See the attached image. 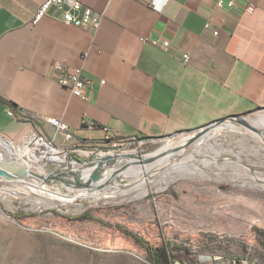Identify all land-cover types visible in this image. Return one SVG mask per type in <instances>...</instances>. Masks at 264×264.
<instances>
[{"label": "crops", "instance_id": "1", "mask_svg": "<svg viewBox=\"0 0 264 264\" xmlns=\"http://www.w3.org/2000/svg\"><path fill=\"white\" fill-rule=\"evenodd\" d=\"M45 1L0 0L7 138H55L46 120L59 119L75 143H98L107 131L158 140L264 109V0L223 8L220 0H80L99 17L96 29L64 23L55 8L34 24ZM65 71L91 82L86 98L59 83Z\"/></svg>", "mask_w": 264, "mask_h": 264}, {"label": "rangeland", "instance_id": "2", "mask_svg": "<svg viewBox=\"0 0 264 264\" xmlns=\"http://www.w3.org/2000/svg\"><path fill=\"white\" fill-rule=\"evenodd\" d=\"M259 115L264 109L245 117L255 120ZM193 135L178 134L169 142L146 140L138 152L152 156ZM0 136L18 150L30 140ZM257 136L236 124L211 131L183 152L168 153L169 160L163 156L142 165L147 176L122 173L124 185L113 180L106 197L97 201L76 197L77 190L51 189L65 202L25 189L0 190V264H151L145 246L120 227L155 247H166L174 264H264V139ZM71 155L78 156L79 171L87 168L84 156ZM172 163L186 167L175 169ZM57 166L49 162L42 167L46 173ZM31 168L40 169L35 163ZM145 178L148 182L142 184ZM87 212L101 222L80 219Z\"/></svg>", "mask_w": 264, "mask_h": 264}, {"label": "built area", "instance_id": "3", "mask_svg": "<svg viewBox=\"0 0 264 264\" xmlns=\"http://www.w3.org/2000/svg\"><path fill=\"white\" fill-rule=\"evenodd\" d=\"M225 6L233 7L234 2H225L224 0H220L218 2L219 8H223ZM51 8H55L57 10L62 17L63 22L66 24L77 27H92L95 29L99 27V17L92 9L84 6L80 0H46L36 14L34 24L40 21ZM253 10V6L247 8L248 12H253ZM142 41H152L154 44L158 43L150 38L142 39ZM166 45L167 44H165L164 47H166ZM184 59L187 61L188 55H185ZM59 83L70 89L72 94L78 98H86V91L92 86L91 82L84 78L79 71H65L59 78ZM9 115L15 119L28 120V115L23 111H10ZM46 122L55 130V136L63 137L66 144L59 146L57 144L58 141L56 137L49 138L42 133L32 134L29 137L30 140L28 142H30V145L35 143L46 144L53 151H56L58 155L66 158L67 161L65 165L68 170L73 169L77 172H84V170L79 171L78 169H75L77 168L76 165H78L79 158L78 156L76 157L71 155L72 153H79V156H84L86 160L83 164L87 166L85 169H91L92 171L98 161L131 155L135 152L139 153L138 151H141V148L146 141V139L140 138H119L106 130L107 133L104 139L98 143L92 144L83 141L75 143L72 130L67 123L59 119H49L46 120ZM134 144L138 145L137 150H130L131 146ZM106 145L108 147H104ZM67 165H70L71 169Z\"/></svg>", "mask_w": 264, "mask_h": 264}, {"label": "water", "instance_id": "4", "mask_svg": "<svg viewBox=\"0 0 264 264\" xmlns=\"http://www.w3.org/2000/svg\"><path fill=\"white\" fill-rule=\"evenodd\" d=\"M246 115H232L228 116L205 126H202L196 130H191L194 135L184 142V147H187L194 142L204 138L211 131H216L220 133L224 128L229 125H239L244 129L254 132L256 135L264 138V130L258 129L256 126H253L245 117ZM173 135L166 136L160 139L170 141ZM179 148H174L173 150H168V153L177 152ZM165 154H162L157 157H152L148 159H141V164L146 165L155 162L156 160L162 158ZM133 155H126L122 157L105 159L103 161H98L96 166L92 169L89 176L84 178V172H77L76 170H68L66 165H58L57 168L48 170L44 175L38 174L37 172H32L30 178L18 179L14 172L10 169L12 167H3L0 165L1 173L4 175V180L0 179V190H23L28 189L35 194L40 196H45L46 191H51L55 189L58 191L61 190H77L79 191L78 196H84V193L92 192H101L105 191L108 188L112 187L113 180L116 181V186L124 185L125 181L120 178L121 174L128 170L130 166L133 165L131 159ZM124 162H127L125 165H122ZM17 169H15V172ZM19 171V169H18ZM20 172V171H19ZM12 173V174H10ZM14 181H11L13 180ZM24 190V191H25ZM54 192V191H53ZM61 195V194H60ZM75 197V198H76ZM65 202V201H62Z\"/></svg>", "mask_w": 264, "mask_h": 264}, {"label": "bare ground", "instance_id": "5", "mask_svg": "<svg viewBox=\"0 0 264 264\" xmlns=\"http://www.w3.org/2000/svg\"><path fill=\"white\" fill-rule=\"evenodd\" d=\"M249 122H251L252 125L258 127V128H264V115H259L255 120H251V119H247ZM236 128V127H235ZM238 129V128H237ZM239 131L243 132L241 129H238ZM227 132V131H226ZM224 133V132H223ZM216 134V133H215ZM212 136L215 137V135H210L208 136V138H212ZM207 137V135L205 136ZM204 137V138H205ZM213 137V138H214ZM185 138V137H184ZM183 138V139H184ZM212 138V139H213ZM261 139L260 137H256ZM252 139V138H251ZM264 139V138H263ZM187 140L184 139L181 143L179 144H167L166 146L162 147V149L155 155H144L142 153H132L131 155H133V159H131L133 165L130 166L128 168L127 171H125V173L130 174V173H134V174H144L146 175L148 173L147 171V167L142 166L141 164V159H148V158H152V157H157L160 156L162 154L164 155V160H169V158L171 159V155H167L168 150H173L174 148H179L178 151L180 150L181 152H183L185 150L184 147V142ZM254 141V140H253ZM214 144V143H213ZM260 144V143H259ZM24 149L23 150H18L14 144H12L11 142H9L8 140L4 139L2 136H0V165H2L3 167H12V170L14 172V174H16L15 176L18 179H23V178H30L32 175L31 173L34 171L31 168V163H35L37 165H39L40 169H37L38 174H45L44 173V169H43V163H55L57 165H65L66 164V158L63 156H60L57 154L56 151H53L49 146H47L46 144H42V143H35L30 145V142H27L26 145H24ZM199 147V146H198ZM263 150H264V143L262 140V146ZM221 149V148H220ZM177 151V152H178ZM175 153V152H174ZM256 153V152H255ZM180 154V153H178ZM214 154V153H213ZM210 155V154H209ZM203 156V155H202ZM219 156V155H218ZM196 157V156H194ZM177 158V157H176ZM174 159V158H173ZM179 159V158H178ZM182 159V158H181ZM187 159V158H186ZM185 160V159H184ZM188 160V159H187ZM215 160V159H214ZM190 161V160H189ZM193 161V160H192ZM176 162V161H175ZM196 162V161H195ZM199 162V161H198ZM216 162H218V159H216ZM264 163V162H263ZM45 165V164H44ZM145 165V164H144ZM197 165V164H196ZM213 165V164H212ZM243 165V164H240ZM263 165V164H262ZM148 166V165H147ZM156 166V165H155ZM170 166L174 167L175 169H183L186 167V165L183 164H177V163H172ZM77 167V166H76ZM168 167V166H167ZM243 167V166H242ZM162 168V165H161ZM164 168V167H163ZM244 168V167H243ZM15 169H17L15 172ZM19 169V171H18ZM71 169V168H70ZM77 169V168H75ZM84 169V168H83ZM160 170V169H159ZM195 170V169H194ZM222 170V169H221ZM173 171V170H170ZM91 172V169H84V176L85 178H87L89 176ZM159 172V171H158ZM161 172V171H160ZM124 173V175H125ZM191 173V172H190ZM189 173V174H190ZM246 173V172H245ZM178 174V173H177ZM187 174V173H186ZM173 175V174H172ZM131 176V175H130ZM147 176V175H146ZM199 176V175H198ZM123 177V174H122ZM128 177V176H126ZM155 177V176H154ZM136 178V177H135ZM171 178V177H170ZM176 178V177H175ZM129 179V178H128ZM141 179V178H140ZM263 180V179H262ZM142 181V180H141ZM135 182V181H134ZM140 182V181H138ZM148 182V180L145 178L142 181V184H146ZM130 183V182H129ZM133 183V181H132ZM164 183V182H163ZM150 184V183H149ZM158 184V183H157ZM130 185V184H129ZM128 185V186H129ZM136 185V183H135ZM134 185V186H135ZM156 186V185H155ZM154 186V187H155ZM264 186V185H263ZM163 187V186H162ZM130 188V187H129ZM118 189V188H117ZM126 189V188H125ZM29 190V189H28ZM142 190V189H141ZM152 190V189H151ZM11 191V190H10ZM75 191V190H74ZM121 191V190H120ZM132 191V190H131ZM130 191V192H131ZM149 191V190H148ZM71 192V191H70ZM146 192V191H145ZM60 193V192H59ZM58 192H53V191H46V195L50 196L52 199L54 200H60V201H65L64 198H62V195H60ZM112 193V192H111ZM135 193V192H134ZM114 194V193H113ZM129 194V193H127ZM131 194V193H130ZM107 195L106 191L105 192H92V193H84L85 197H91L93 199H95L96 201L101 199L103 196ZM116 195V194H115ZM126 196V195H124ZM123 196V197H124ZM145 196V195H144ZM106 197V196H105ZM116 197V196H115ZM104 198V197H103ZM113 201V200H112ZM68 203V202H66ZM65 203V204H66ZM83 205V204H82Z\"/></svg>", "mask_w": 264, "mask_h": 264}, {"label": "trees", "instance_id": "6", "mask_svg": "<svg viewBox=\"0 0 264 264\" xmlns=\"http://www.w3.org/2000/svg\"><path fill=\"white\" fill-rule=\"evenodd\" d=\"M80 219H90L97 222H101L99 219L95 218L91 213L87 212ZM123 232L128 236L132 237L135 241L145 246L147 251L148 259L151 264H174L172 255L166 247H155L147 242L143 237L138 234L128 230L127 228L120 227ZM187 250V248H181Z\"/></svg>", "mask_w": 264, "mask_h": 264}]
</instances>
